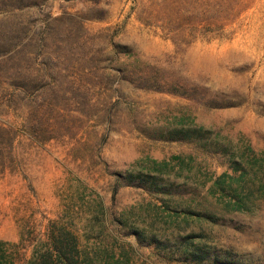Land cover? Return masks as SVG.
I'll return each mask as SVG.
<instances>
[{
	"label": "rangeland",
	"instance_id": "rangeland-1",
	"mask_svg": "<svg viewBox=\"0 0 264 264\" xmlns=\"http://www.w3.org/2000/svg\"><path fill=\"white\" fill-rule=\"evenodd\" d=\"M59 227L93 264H264V0H0V264Z\"/></svg>",
	"mask_w": 264,
	"mask_h": 264
},
{
	"label": "trees",
	"instance_id": "trees-1",
	"mask_svg": "<svg viewBox=\"0 0 264 264\" xmlns=\"http://www.w3.org/2000/svg\"><path fill=\"white\" fill-rule=\"evenodd\" d=\"M193 235V234H192ZM190 233L186 237H192ZM53 236V235H52ZM193 242V238H190ZM193 260L205 261L210 259L213 264H242L241 262L219 253L212 255L210 249L202 245L191 248ZM32 264H93L89 256L82 252L76 237L69 230L59 227L52 237L51 246L47 251L40 253Z\"/></svg>",
	"mask_w": 264,
	"mask_h": 264
}]
</instances>
